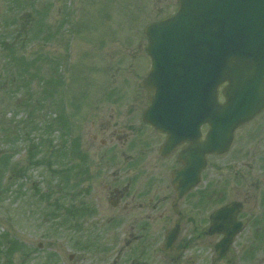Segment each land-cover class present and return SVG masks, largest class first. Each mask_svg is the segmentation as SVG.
<instances>
[{"label": "rangeland", "instance_id": "374dc122", "mask_svg": "<svg viewBox=\"0 0 264 264\" xmlns=\"http://www.w3.org/2000/svg\"><path fill=\"white\" fill-rule=\"evenodd\" d=\"M175 9L176 0H0V264H99L81 245L98 229L85 217L90 177L69 181L70 135L88 153L95 110L110 114L107 100L142 107L143 31Z\"/></svg>", "mask_w": 264, "mask_h": 264}, {"label": "flooded vegetation", "instance_id": "af4514ba", "mask_svg": "<svg viewBox=\"0 0 264 264\" xmlns=\"http://www.w3.org/2000/svg\"><path fill=\"white\" fill-rule=\"evenodd\" d=\"M107 101L115 108L108 109L110 114L95 110L97 118L87 130L88 153L82 146L77 151L73 136L66 152L76 175L71 173L69 181L90 177L84 194L92 203L85 217H92L89 223L98 231L96 239L81 242L88 259L99 264H202L204 259L264 264V110L235 129L226 153L209 156L207 193L199 190L204 170L199 183L177 199L171 174L182 168L178 159L188 144L161 152L169 137L143 121L149 100H141V108L134 100ZM69 210L77 215L75 208Z\"/></svg>", "mask_w": 264, "mask_h": 264}, {"label": "water", "instance_id": "95a60500", "mask_svg": "<svg viewBox=\"0 0 264 264\" xmlns=\"http://www.w3.org/2000/svg\"><path fill=\"white\" fill-rule=\"evenodd\" d=\"M177 4L144 30L151 71L141 86L153 91L143 120L169 135L166 148L189 144L178 159L184 168L173 173L178 199L198 183L205 155L225 153L234 130L264 109V0Z\"/></svg>", "mask_w": 264, "mask_h": 264}]
</instances>
